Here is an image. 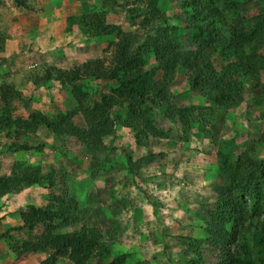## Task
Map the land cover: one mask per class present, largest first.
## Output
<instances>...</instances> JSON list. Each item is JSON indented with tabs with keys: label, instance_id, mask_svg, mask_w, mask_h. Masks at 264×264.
Listing matches in <instances>:
<instances>
[{
	"label": "rangeland",
	"instance_id": "1",
	"mask_svg": "<svg viewBox=\"0 0 264 264\" xmlns=\"http://www.w3.org/2000/svg\"><path fill=\"white\" fill-rule=\"evenodd\" d=\"M161 1V12L184 27L186 22L182 18L188 14L178 8L177 0ZM244 3L238 12L247 16V20L264 11V0ZM27 4L20 7L14 0H0V84L9 83L22 94V99H11L7 105L0 96V107L9 111L17 125L30 111L51 116L71 102L68 86L64 88L53 79L48 80L51 84L48 89L33 83V80L41 81L45 71L54 74L56 69H68L97 57L109 65L114 47L110 44L116 38L93 37L88 31L83 32L77 17L88 12H104L108 23L118 24L136 37L143 31L138 24L140 18H132L135 11L129 10L136 7L135 0H28ZM189 36L190 31L184 30L180 37L185 47ZM154 62L151 56H146L144 66ZM160 75L158 71L157 76ZM239 81L242 89L236 105L217 112L207 130L191 131L185 139L178 115L162 116L158 108L155 122L162 131L161 137H152L146 146H137L133 132L117 126L114 136L103 139L109 148L97 159L91 158L76 137L58 127L51 133L41 127L28 138L32 146L46 143L42 152H9L5 144L15 137L0 133V174L11 173L15 161L39 163L44 172L52 169L56 183L60 178L67 179V189L85 210L86 221L102 231H110L104 242L113 250L111 256L128 253V264L138 260L149 264H189L193 259L189 244L194 243L189 239L204 238V228L212 220L210 209L223 192L222 176L207 171L217 163L218 151L229 149L233 156L246 151L258 159L264 158L261 136L264 71ZM169 92L173 113L174 108L186 104L208 105L189 90L186 74L181 70L176 72ZM79 118L78 125L84 126L82 116ZM230 140H234L231 146L222 147L223 143H231ZM127 149L132 157L131 170L124 163L123 151ZM29 204L53 205L47 189L39 185L25 186L19 193L2 196L0 232L20 224L19 212ZM78 228L76 224L64 230ZM41 232V226H37L32 233ZM12 233L19 238L28 237L25 230ZM201 247V264H214L222 253V249L207 244ZM43 255L29 253L15 258L0 238V264H39ZM64 264L71 262L65 260Z\"/></svg>",
	"mask_w": 264,
	"mask_h": 264
},
{
	"label": "trees",
	"instance_id": "2",
	"mask_svg": "<svg viewBox=\"0 0 264 264\" xmlns=\"http://www.w3.org/2000/svg\"><path fill=\"white\" fill-rule=\"evenodd\" d=\"M27 1L14 0L20 7H27ZM245 1L177 0L178 8L188 14L182 18L186 22L182 27L172 16L161 12V0H135L136 7L129 10L135 11L132 18H140L138 24L143 31L139 37L118 24L108 23L104 12L77 17L83 32L88 31L93 37L116 38L110 44L114 47L109 65L97 57L68 69H56L54 74L47 70L41 81L33 80L44 89L51 88V79L64 88L68 86L72 100L51 116L30 111L18 125L9 111L0 107V133L15 137L5 148L9 152H42L46 143L32 146L28 138L41 127L49 133L58 127L76 137L91 158L97 159L109 148L103 139L114 136L117 126L131 130L137 146H146L150 138L161 137L162 131L155 122L158 108L162 116L178 115L185 139L191 131L207 130L217 112L236 105L242 89L239 79L264 71V11L247 20L238 12ZM184 30L190 31L186 47L180 38ZM146 56L155 60L153 65L144 66ZM178 70L186 74L189 90L208 105L186 104L172 112L169 86ZM0 96L6 105L11 99H22L21 92L9 83L0 84ZM81 116L84 126L78 125ZM261 136L264 139V129ZM230 142L222 147L231 146L234 140ZM230 153L229 149L218 151L217 163L208 167V173L222 176L223 192L210 209L212 220L204 228V238L189 239L194 242L189 244L193 252L189 264H201V244L222 249L214 264H264V158L258 159L246 151L238 156ZM123 155L127 170H131L130 150L123 151ZM54 175L52 169L44 172L41 164L25 161L13 162L11 173L0 174V198L19 193L25 186L39 185L47 189L53 203L21 208L17 211L21 223L0 232L13 256L43 253L39 264L65 260L71 264H128V253L111 256L113 250L104 242L110 231L91 226L85 210L69 193L67 179L60 178L56 183ZM76 224L78 229L64 230ZM37 226L42 232L33 235ZM22 230L28 237L19 238L12 233ZM133 264L149 262L138 260Z\"/></svg>",
	"mask_w": 264,
	"mask_h": 264
}]
</instances>
